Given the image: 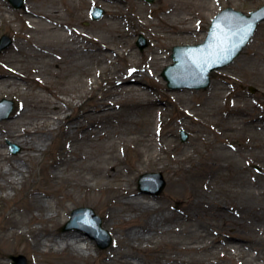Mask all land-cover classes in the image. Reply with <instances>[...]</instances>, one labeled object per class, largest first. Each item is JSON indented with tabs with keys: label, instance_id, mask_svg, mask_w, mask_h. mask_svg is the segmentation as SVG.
<instances>
[{
	"label": "bare ground",
	"instance_id": "1",
	"mask_svg": "<svg viewBox=\"0 0 264 264\" xmlns=\"http://www.w3.org/2000/svg\"><path fill=\"white\" fill-rule=\"evenodd\" d=\"M103 1L110 4L124 2L133 6L132 0ZM163 1L171 7L178 3V0ZM72 2L73 0H39L36 4L26 5L23 14L27 24L24 31L29 35L30 43L22 45L16 39L0 55V95L11 94L22 83L28 87L37 86L50 96L48 98L35 92L38 105L34 113L29 114V108L22 104L10 119L0 124V191L15 192L18 186L27 184L33 165L45 155L57 130L67 143L58 149L51 162L42 160L41 173L49 184H53L54 181H59V173L74 171L71 176H62V184L55 190L48 191L42 186L31 189L25 200L27 210L46 212L52 207L46 199L49 198L54 201V214L34 217L32 221L41 224L36 229L18 217L20 209L16 207L10 211L1 228L2 242L11 245L10 238H17L22 234L19 230L27 227L32 245L29 246L25 241L23 250L36 254L41 248H45L47 253H66L69 257L63 264H154L143 253L162 243L169 246L163 253L165 264H224L227 261L240 264L237 262L242 261L245 256L233 250L236 248L252 252L253 264H264V245H261L264 242V187L260 183L241 177L236 180L233 189L224 193L218 189L215 180L221 164L208 163L202 171L188 166L181 168L179 173L171 171L170 188L162 201H157L149 196H140L128 188L139 170L137 166H129L126 175L117 171V145L124 144V140L119 139L125 138L131 130L126 127L119 130L114 117H121L127 121L125 125H128L139 109L155 104L156 101L149 97L148 84L144 81V78L150 77L149 74L142 75L134 69L126 72L117 69L112 73V66H107L102 71L107 90L100 96H94V82H90L91 95L85 103L82 100L86 98V94H75L64 99L60 95L69 91H55L51 88L44 76L47 71L63 69L64 73L69 74L79 72L81 65L77 60L82 56L97 57L103 62L118 53L105 46L101 38L87 36L80 30L78 23H67L64 20L63 8L66 5L72 9ZM111 14L113 15H109V19L116 21L119 16H116V12ZM1 20L13 23L11 27L18 33L15 20L10 18L4 8L0 9ZM161 20L166 21L164 18ZM180 20L185 26L177 28L175 32H189L191 29L187 26V18ZM109 25L112 26V23ZM19 54L35 57V60L42 59L45 63L34 66L33 76L23 77L17 69L16 56ZM166 59L164 53L159 52L153 61L164 65ZM119 78L122 79L120 83L117 81ZM150 78L156 87L162 86L156 76ZM127 81L134 83L126 86L124 82ZM214 98L218 99V95ZM75 109L88 116L91 123H84L83 115L73 116L68 113ZM179 110L181 118H191L192 114L188 109ZM227 115L245 116L246 111L243 106H235L233 103L228 107ZM158 117L157 130L151 132L146 127L142 135L147 151L156 135L168 141L167 131L163 130L160 123V114ZM226 129L228 132L234 131L232 126ZM6 140L17 144L21 153L15 156L5 153L3 147ZM170 150L182 154L180 162L193 160V146H175L174 150ZM219 151L213 148V159L226 158V154ZM154 152L153 161L162 160L159 149ZM58 193L62 195L61 200L57 199ZM175 197H180L176 209L172 205ZM5 199L7 196L0 194V200ZM86 205L103 206L107 222H119L118 226L112 227L110 234L114 246L107 253L101 254V259L96 262H87L91 258L93 243L82 233H59L53 226L58 225L71 209ZM125 215L128 216L127 219H124ZM238 219L245 221L248 232L241 241L232 239L234 234L243 233L233 229ZM206 253L218 256L207 260L191 258V255ZM0 264H5L4 254H0Z\"/></svg>",
	"mask_w": 264,
	"mask_h": 264
},
{
	"label": "rangeland",
	"instance_id": "2",
	"mask_svg": "<svg viewBox=\"0 0 264 264\" xmlns=\"http://www.w3.org/2000/svg\"><path fill=\"white\" fill-rule=\"evenodd\" d=\"M37 1L39 0H24L23 7L15 9L8 0H0V9L4 8L8 11L10 18L15 20L14 25L18 28L17 33L11 27L13 23L0 21V38L4 35L8 36L11 40L10 46L15 43L16 39L22 45L30 43L29 35L24 31L27 21L23 13L26 5L36 4ZM72 3V9L66 5L63 8L64 20L67 23H78L80 30L87 36L101 38L105 46L117 50L118 53L103 62L97 57L82 56L77 60L81 65L79 72H70L71 74H69L64 73L63 69L60 71L54 70L53 72L47 71L44 76L53 90L69 91L67 94H61L60 98L69 99L75 94L83 93L86 94V98L82 100L85 103L91 95L89 92L91 91L89 88L90 82H94L92 95L100 96L104 94L107 85L104 83L105 77L102 71L107 66H112V73L117 69L121 72L134 69L140 71L142 75L149 74L150 77L154 75L162 84L161 87H156L150 77L144 78L145 83L148 84L149 97L156 101L155 104L139 109L128 125H125L127 121H124L121 117H114L118 122L119 130H123L125 127L131 130L129 135L119 139L124 140V144L123 146L117 145L119 159L117 171L121 175H126L125 172L129 166L135 165L139 168L133 183L128 185L129 189L134 190L140 196H149L157 201H162L170 188L171 171H178L179 173L181 168L188 166L197 167L199 171H202L211 162H218L222 166L215 180L218 189L224 193L233 189L236 186V180L241 177H246L256 184L260 183L264 187V21L259 23L250 42L232 64L210 74L211 83L208 88L202 90H169L160 75L166 66L173 63L171 58L172 47L196 45L204 42L210 22L216 14L227 8L248 14L264 6V0H178L174 7L169 6L163 0H154L152 4L144 0H132V7L124 2L110 4L103 0H73ZM94 7H100L104 10V14L99 20L91 19V11ZM111 12H116V16H119L116 17L117 20L114 22L109 19V15H113ZM183 17L187 18L189 22L187 26L191 30L186 33L175 32L177 28L185 26L180 20ZM161 18L166 21L163 22ZM110 23H112V26L109 25ZM139 35L143 36L147 42L146 48L142 51L136 45ZM87 43L92 44V42ZM10 46L2 52L9 49ZM159 52L164 53L167 58L164 65L155 64L153 61ZM16 59L18 60L17 69L23 77L33 76L34 66L45 63L42 59L35 60V57L24 54L17 55ZM117 81L120 83L122 79L119 78ZM132 83L134 82L127 81L124 82V85L129 86ZM96 86L97 88H95ZM252 89H254V92H251ZM35 92L50 98L45 90H40L37 86L28 87V85L22 83L11 94L0 95V100L6 99L13 103V110L9 118L0 121V124L10 119L22 107V104L25 108H29V114L34 113L38 105ZM215 95H218V99L214 98ZM87 103L90 105V102ZM233 103L235 106H243L246 115L228 116V107ZM179 109H188L189 113L192 114L191 118H181L182 113ZM68 113L73 116L83 115L78 109L69 110ZM158 114H160V123L163 130L167 131L166 139L168 141L164 137L156 135L154 143L147 151L142 135L146 127L151 132L157 130ZM83 116L82 121L84 123H91L92 120L88 116ZM228 126H232L234 131L228 132L226 129ZM181 131L187 134L185 142L181 141ZM53 138V142L46 150L45 155L33 165L32 173L27 178V184L22 187L18 186L15 192L12 190L0 191V194L7 196V199L0 200V231L2 226L5 225L10 211L16 207L20 209L18 217L36 229L41 227V224L33 222L34 217L54 214V201L49 198L46 199L52 207L46 212L35 209L27 210L25 201L29 191L34 187L42 186L48 191L55 190L62 184V176L74 174V171L61 172L58 174L60 175L59 181L49 184L41 173L42 160L51 162L58 149L67 143L59 130L56 131ZM115 140L119 142L118 139ZM188 145L194 147L193 160L191 162H180L182 154H179L178 151L177 153L172 152L170 149L174 150L175 146L185 148ZM11 146H16L18 152L13 153ZM213 148L220 150L219 152L222 154H226V158L213 159ZM155 149H159L162 160L153 161L152 156ZM3 151L15 156L21 153V148L17 144L6 140ZM168 156H173V158ZM157 172L162 174L165 182L162 193L154 196L139 192L137 188L139 177L145 173ZM146 182L148 189H151L153 180H147ZM57 199H62L61 193H58ZM179 201L180 197L173 198L172 205L175 209L178 207ZM78 208L92 209L100 217L102 228L108 232L110 238L112 227L118 226L119 222H107L103 206L92 207L86 205L71 209L67 216L62 217L58 225L53 224L59 233L68 231L82 233L84 237L93 243V248L90 251L91 258L87 262L99 261L101 254L107 253L114 246L112 238L111 244L107 248L100 249L94 238L98 234L93 227V221L82 213H74ZM127 218L128 216L125 215L124 219ZM245 227V221L238 219L233 229L243 233L234 234L232 239L236 241L244 239L246 233H248ZM19 231L22 232L20 236L14 239L13 237L10 238L11 242L14 243H11V245L2 242L0 233V254H4L5 264L14 263L11 257L17 256L24 257L26 264H35V262L37 264H63L68 259L69 256L66 253H47L45 248H41L40 252L36 254L25 252L22 248L24 242H28L30 246L32 245V239L27 227H22ZM261 245H264V242ZM228 248L233 249L229 246ZM168 249L169 246L162 243L156 248L146 250L143 255L154 264H165L166 259L163 253ZM233 250L245 256L242 261L237 263L253 264L252 252L243 248ZM213 256L218 255L213 253L196 254L191 255V258L207 260ZM138 264L144 263L138 262ZM224 264L231 263L227 261Z\"/></svg>",
	"mask_w": 264,
	"mask_h": 264
},
{
	"label": "water",
	"instance_id": "3",
	"mask_svg": "<svg viewBox=\"0 0 264 264\" xmlns=\"http://www.w3.org/2000/svg\"><path fill=\"white\" fill-rule=\"evenodd\" d=\"M16 9L23 6L24 0H8ZM147 3H153L154 0H145ZM104 11L101 8H94L91 13L93 20H98L103 16ZM264 20V6L258 10L245 15L242 12L227 8L217 14L212 20L206 40L203 44L195 46H175L172 49L173 64L167 66L161 76L167 82L170 90H179L183 88L204 89L210 84L209 74L226 65L239 56L240 52L250 41L257 25ZM229 21H232L229 24ZM11 41L7 36L0 39V52L10 45ZM137 46L143 50L146 46V40L139 36ZM254 92V90H251ZM12 102L8 100L0 101V121L7 119L12 111ZM181 140H187V134L181 131ZM13 153L18 148H12ZM153 180L151 190L146 187V181ZM165 187V182L160 173L144 174L138 181V190L141 193L159 195ZM86 213L94 221V229L98 236L101 249L110 245V237L106 230L101 227V219L89 209H78L74 213ZM104 241L103 244L101 242ZM13 264H26L22 256L11 257Z\"/></svg>",
	"mask_w": 264,
	"mask_h": 264
},
{
	"label": "snow or ice",
	"instance_id": "4",
	"mask_svg": "<svg viewBox=\"0 0 264 264\" xmlns=\"http://www.w3.org/2000/svg\"><path fill=\"white\" fill-rule=\"evenodd\" d=\"M232 23V21H229V24H231Z\"/></svg>",
	"mask_w": 264,
	"mask_h": 264
}]
</instances>
